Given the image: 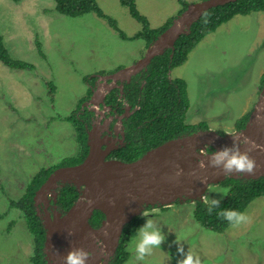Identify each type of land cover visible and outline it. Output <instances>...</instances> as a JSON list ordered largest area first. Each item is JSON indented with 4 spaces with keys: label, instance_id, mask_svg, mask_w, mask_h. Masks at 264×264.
<instances>
[{
    "label": "rangeland",
    "instance_id": "rangeland-1",
    "mask_svg": "<svg viewBox=\"0 0 264 264\" xmlns=\"http://www.w3.org/2000/svg\"><path fill=\"white\" fill-rule=\"evenodd\" d=\"M96 1L128 37L142 30L119 0ZM135 1L151 28L161 27L180 11L177 0ZM0 33L13 58L35 67L16 70L0 62V264H32L33 236L23 210L11 209L10 200L28 196L41 169L77 153L75 130L64 117L78 114L90 77L130 67L147 49L144 40L121 38L108 20L94 13H59L54 0H0ZM263 74L264 12H255L237 15L206 36L170 76L186 82L188 122H206L207 130L226 134L254 108ZM224 189L221 184L210 186L205 195L221 200ZM36 196V211L43 213L44 204L36 205ZM152 208L146 209L148 218L162 229L166 241L143 261L135 259L131 243L125 264H177L182 258L173 243L177 237L201 264H264V196L244 211L249 223L223 233L197 224L193 203Z\"/></svg>",
    "mask_w": 264,
    "mask_h": 264
},
{
    "label": "water",
    "instance_id": "water-1",
    "mask_svg": "<svg viewBox=\"0 0 264 264\" xmlns=\"http://www.w3.org/2000/svg\"><path fill=\"white\" fill-rule=\"evenodd\" d=\"M237 1L203 0L188 5L151 43L143 58L130 67L102 77L103 80L110 79L112 84L99 85L90 103L98 106L106 90L116 81L130 80L145 69L153 58L166 50H174L176 41L182 34L190 32L193 23L205 11ZM234 135L249 137L257 144L264 145V86L244 128L226 134L201 130L180 136L149 150L133 162L107 159L114 149L110 142L115 140H104L99 126H94L87 132L88 154L83 162L56 169L36 192L35 204H44L43 213L37 212V215L46 232L43 248L46 263L65 264L64 257L71 249L84 248L93 254L87 264H109L126 226L148 207L202 201L201 197L210 186H216L226 178L255 180L264 176V150L259 149L250 153L257 161V169L252 175L224 176L220 169L199 167L198 160L208 164L210 157L207 156L231 146ZM105 141L106 148L103 147ZM240 147L241 151H245L247 146L242 144ZM201 149L206 155H201ZM178 169H183V174L177 177ZM67 184L74 185L80 196L66 212H61L56 205L57 190ZM51 197L55 204L52 211L49 209ZM96 211L102 212L105 218L94 228L90 220ZM98 239L104 242V249L97 246ZM104 251L107 255L103 254Z\"/></svg>",
    "mask_w": 264,
    "mask_h": 264
},
{
    "label": "trees",
    "instance_id": "trees-1",
    "mask_svg": "<svg viewBox=\"0 0 264 264\" xmlns=\"http://www.w3.org/2000/svg\"><path fill=\"white\" fill-rule=\"evenodd\" d=\"M119 1L121 5L128 8L129 14L142 27V30L132 37H128L125 32L118 28L116 20L106 15L96 0H54L56 11L63 15L82 16L87 13H94L100 18L108 20L110 26L121 38L144 40V51H146V48H148L149 45L171 25L173 19L178 17L188 6L186 0H177L180 11L178 10L176 12L177 14L175 13V16H171L161 27L151 28L149 20L138 10L135 0ZM255 12H264V0H238L237 2L211 8L205 11L202 16L193 23L188 34H182L180 36L175 43L174 50H166L162 55L153 58V61L143 75L145 83L141 90V102L138 104L136 99L131 101L127 100L132 108L137 106L139 109H137L124 123L126 127L125 146L115 150L116 159L125 162H133L140 159L149 150L169 140L208 129L206 122L198 124H191L188 122L187 115L191 104L187 95L186 82L179 78H171V72L169 71L183 66L187 62L190 53L206 38V36L215 32L221 25L229 22L237 15H250ZM0 62L16 70L33 71L35 68L31 63L15 59L10 55L1 33ZM261 81L263 85L264 74ZM125 86L126 90L128 88L136 90L132 92L133 94L139 92L138 86L133 84ZM49 88V94L53 95V87L51 86ZM78 111H81L80 108ZM249 115L250 113L245 114L236 121L237 125L235 130H240L245 127ZM87 116L88 111L82 114H73L69 117H64V120L71 123L75 130L77 142L79 144L77 153L73 156L64 158L51 168L41 169L33 178L34 181L31 189L28 191V196L24 194L18 200H10L11 209L19 208L23 210L27 228L33 236L34 250L31 258L32 264H47L43 253L46 232L37 215L33 197L49 175L56 169L80 164L86 158L88 154L86 124L89 125ZM60 118L61 117H59V119ZM220 184L229 189L228 196L221 199L220 207L222 209L234 208L240 212H244L253 201L264 196V176L255 180L226 178V180ZM79 196L80 193L74 185H64L60 187L58 191L56 205L63 212H66L77 201ZM192 203L194 204V219L201 227L216 233H223L230 227L226 220L217 216L216 213L218 210H214L209 214L207 205H205L203 201ZM151 209L153 208H147V210ZM104 218L105 216L102 212L96 211L90 223L94 228L98 227ZM143 224L144 220L139 216L126 226L120 238L118 250L109 264H125L128 262L130 255L127 249L131 244V237L135 235L136 229Z\"/></svg>",
    "mask_w": 264,
    "mask_h": 264
},
{
    "label": "clouds",
    "instance_id": "clouds-1",
    "mask_svg": "<svg viewBox=\"0 0 264 264\" xmlns=\"http://www.w3.org/2000/svg\"><path fill=\"white\" fill-rule=\"evenodd\" d=\"M263 86L264 84L262 85V88ZM232 141L231 146H225L222 149L215 151L211 156H207L210 157L208 164H205L204 160H198L199 167L201 169H206L211 166L220 169L224 176H231L233 174H254L257 169V161L250 155V153L257 149L264 150V145L257 144L249 137H244L242 135L232 136ZM242 144L247 146L245 151H241L240 146ZM200 151L201 155H206L203 149ZM182 174L183 169H178L176 176L178 177ZM201 182L205 183L204 181ZM228 191L229 189L225 188L223 195L228 196ZM201 200L207 205V211L209 214L214 210H218L216 213L217 216L226 220L231 227H239L250 222V217L244 212H240L234 208L222 209L220 207L221 200H210L207 195L202 196ZM141 215L147 218L146 223L138 227L135 235L131 237V243L135 245L134 252L137 261H143L146 256L152 254L154 249L161 248V245L166 241V235L163 233L162 229L154 223L152 218H148L150 217V213L145 210ZM96 243L101 249L106 247L102 240L98 239ZM173 243L178 245L177 251L182 257L177 261V264H201L199 256H195L191 249L185 252L184 245L178 237ZM103 254L107 255V252L104 251ZM92 255V253L86 251L84 248H73L64 257L65 264H87L88 259L92 257Z\"/></svg>",
    "mask_w": 264,
    "mask_h": 264
},
{
    "label": "flooded vegetation",
    "instance_id": "flooded-vegetation-1",
    "mask_svg": "<svg viewBox=\"0 0 264 264\" xmlns=\"http://www.w3.org/2000/svg\"><path fill=\"white\" fill-rule=\"evenodd\" d=\"M188 5H190V4H188ZM150 45H149V47H150ZM148 48H146V49H148ZM143 57L144 56H142V58ZM151 62H150V64H151ZM150 64L145 69H142L136 75L132 76L130 80L116 81L114 83V86H112L111 88L106 90L104 97L102 99V102H100V104L98 106L90 103V100L93 96V92L101 84H107V85L112 84V81L110 79L103 80L102 77H108L109 75L117 72L119 69L116 71H111V72L100 71L98 73H95L94 75H92L90 77V82H87L88 94H87L86 98L84 99V101L82 102V104L80 106L81 111L78 114H82L85 111H88L87 118L89 120V125L86 124L87 132L89 130H91L94 126H99V128L101 130L102 137L104 140L110 139V138L112 140H115V142H110L108 140V142H110L113 145L114 149H112L110 151V153L107 155V159H116L115 158V156H116L115 150H118L119 148L125 146L126 127H125L124 123L127 119H129L131 117V115L137 109H139V107H137V106L132 108L131 105H129V103L127 102V100L131 101L133 99H136L138 104L141 102V100H142L141 90H142L143 85L145 83L143 75H144V72L147 70V68L150 66ZM169 72H171V71H169ZM131 84L138 86L139 92H135L136 94H133L132 92H134L136 90L131 89V88H128L126 90L125 85L130 86ZM121 88H123V89L121 90ZM94 109H96V111ZM106 122H108V124H106ZM103 147L106 148V141L103 144ZM59 189L57 190V192L59 191ZM52 199H51V205H50L51 211L55 209L54 208L55 204L53 203ZM41 207L43 209L44 205H42ZM57 209L59 211L63 212L58 207H57ZM117 250H118V248H117ZM117 250H116V252H117Z\"/></svg>",
    "mask_w": 264,
    "mask_h": 264
},
{
    "label": "crops",
    "instance_id": "crops-1",
    "mask_svg": "<svg viewBox=\"0 0 264 264\" xmlns=\"http://www.w3.org/2000/svg\"><path fill=\"white\" fill-rule=\"evenodd\" d=\"M235 131V130H234Z\"/></svg>",
    "mask_w": 264,
    "mask_h": 264
}]
</instances>
